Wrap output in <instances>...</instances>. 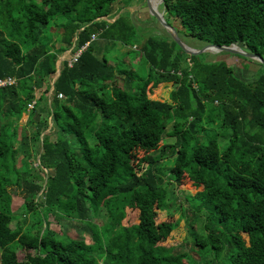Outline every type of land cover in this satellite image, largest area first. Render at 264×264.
<instances>
[{
	"label": "trees",
	"instance_id": "obj_1",
	"mask_svg": "<svg viewBox=\"0 0 264 264\" xmlns=\"http://www.w3.org/2000/svg\"><path fill=\"white\" fill-rule=\"evenodd\" d=\"M118 1L0 0V80H15L0 88V264H187L167 211L183 178L201 189L185 198L199 264H264V67L244 82L167 35L141 37L127 11L114 19ZM163 9L196 42L264 59V0ZM117 44L133 48L143 77L120 67L129 54L116 63ZM84 46L61 62L48 103L57 61ZM161 84L168 97H149ZM50 218L84 223L96 246Z\"/></svg>",
	"mask_w": 264,
	"mask_h": 264
},
{
	"label": "rangeland",
	"instance_id": "obj_2",
	"mask_svg": "<svg viewBox=\"0 0 264 264\" xmlns=\"http://www.w3.org/2000/svg\"><path fill=\"white\" fill-rule=\"evenodd\" d=\"M153 1L157 3L158 10L162 11L163 10V0H153ZM130 3H129V5H130ZM134 3L135 4H141V3H144V0H134ZM123 4H125L124 0L122 3H119V1H118V3L116 2L114 4V7L115 8L122 7ZM141 7H142V8H140L141 10L144 9V11L147 12L145 6H141ZM178 8L181 10H184V5L181 3L178 5ZM147 15H149V14L147 13ZM167 16L168 15L165 14L164 18L168 21L169 25H171L175 29L179 38L187 46L198 50V49H201L204 45H206L203 43L196 42L189 37H186L187 31L185 29H183L177 23V21L174 20L172 17H167ZM110 21L113 22L112 20H110ZM144 21H146V23ZM147 21H149L150 23H147ZM138 22L139 23L141 22V26H140L141 29L138 30V34L141 37L158 38L160 36H164V37H166L165 35L168 36V34L157 24V22L152 17L145 18V19H143V21L139 20ZM142 24H143V26H142ZM100 42H101V40L97 39L94 44L99 45ZM116 48H117L116 52L117 53L119 52L118 56L116 58H114L117 60L116 63L119 64V62L123 58L124 54H129L127 56L128 58H126L124 60L125 64L121 62L120 67L123 69H127V70H133L134 72L137 73V75H139L140 77H143L144 71L142 68L139 69V67H138V62H136V61L139 60V58H135L134 50L126 49L124 46H122L120 44H117ZM239 48L246 51V49L242 48L241 46H239ZM101 52H103L104 54L107 55L110 52L109 47L105 48V46H104L101 49ZM124 56H126V55H124ZM203 56L206 57L207 62H213V61H224V62H226L227 65L230 66L234 70L235 75L244 82L254 81L256 79L259 71L262 70L261 66H263L259 62H256V61L251 60V59H247L243 56H235V55H231V54H227V53L211 52V53H203ZM62 57H63V60L64 59H68V60L71 59V56H69V51L65 52ZM62 57H60V58H62ZM132 58L135 60H133ZM244 58L247 60L244 61L245 60ZM119 78L122 79V77H119ZM119 82H121V81L119 80ZM118 85L121 86V83H118ZM149 86L150 85L146 86L145 93H146V90L149 89ZM168 89H170L168 86L161 84L156 90H153L151 93H149L148 96L152 97V98H156V99H161L162 97L167 98L168 94H169ZM38 96H39V94L37 92L36 97H38ZM47 97H48V93H47ZM47 100H48L47 102L49 103L50 99L47 98ZM43 116L44 115H42V117ZM26 120H27V115H23L19 121V125L23 126L25 124ZM48 122L49 121H47V127L49 128L51 123L50 122L48 123ZM51 140H54V136H51ZM141 155L142 154H139V156H141ZM36 164H37V162H36ZM179 189H180L179 194H178L179 200L177 202V207H173V208L167 210V211H169L168 213H170L172 216L171 219L178 220V223H179L178 227L174 229L175 231H174V236H173L172 240H173L174 244L180 246L179 247L180 250H182L186 253L185 260H186L187 264H199L202 257H200V255L197 251L196 252L192 251L193 246H192V241H191L192 239L190 237L191 230L189 227V225L193 221V218H194L193 215L195 213V210L192 209L190 203L188 201H186L185 198H187L188 195L196 194V192L198 190H201V189L196 188L187 178H183L180 181ZM21 205H22V198L20 196H16V197L14 196L12 199V211H13V214L17 218L20 217V213L22 212ZM178 206H180V207L178 208ZM180 209L183 210V215H182V212L180 213ZM207 211L208 210L205 207V213H207ZM164 217H165L164 219L169 220L166 216H164ZM202 219H203V217L200 219L198 227L200 226ZM204 219H205V217H204ZM204 219H203V221H204ZM50 221L52 222V218H50ZM51 229H53L55 232H62L64 234L68 235L71 239H74L75 242L78 244L85 243V244L92 245L93 247L96 246V243L94 241V237H93L91 231L89 230L87 225H85L84 223H75L72 221H61L59 223L52 222L51 223ZM196 233H197V231H196ZM17 255H18L19 260H22L24 258L23 252H18ZM206 258L209 259V257H206Z\"/></svg>",
	"mask_w": 264,
	"mask_h": 264
},
{
	"label": "water",
	"instance_id": "obj_3",
	"mask_svg": "<svg viewBox=\"0 0 264 264\" xmlns=\"http://www.w3.org/2000/svg\"><path fill=\"white\" fill-rule=\"evenodd\" d=\"M143 4L146 7V10H147V13L149 14V16L152 17L157 22V24L168 34L170 39L178 46V48H180V50L185 55L197 56V55H201L203 53H211V52L227 53V54H231V55H235V56H243L247 59H251V60H254L256 62H259L260 64H262L264 66V59H262L261 57L255 55L253 53H250L247 50L245 51V50L239 48V46H237L236 44H232L230 46H217V45H213V44H206L201 49H198V50L187 46L179 38L175 29L166 22V20L164 18V9L162 11H159L157 3L154 2L153 0H144ZM62 61H63V57L59 58V60L57 61L56 74H55L54 79L51 82V85H50V88L48 91V98L49 99L52 95L53 83H54L55 79L57 78V76L59 75L60 64ZM37 161H39V159H37Z\"/></svg>",
	"mask_w": 264,
	"mask_h": 264
},
{
	"label": "crops",
	"instance_id": "obj_4",
	"mask_svg": "<svg viewBox=\"0 0 264 264\" xmlns=\"http://www.w3.org/2000/svg\"><path fill=\"white\" fill-rule=\"evenodd\" d=\"M123 2V0H120L119 1V3H122ZM124 2H125V4H123V6L122 7H117V8H113L114 10H113V13H114V15H115V17H114V19L115 18H117L122 12H125V11H127L129 14H130V16H131V20H132V22L134 23V26H135V28L137 29V31L139 30V29H141V22L139 23L138 21L140 20V21H143V19H145V18H148L149 17V15H147V12H145L144 11V9H140V8H142L141 6H144V4L143 3H141V4H135L134 3V0H124ZM131 2V3H130ZM118 3V2H117ZM129 3H130V5H129ZM139 3V2H138ZM125 5V6H124ZM138 11V12H137ZM135 14V15H134ZM113 19V20H114ZM139 19V20H138ZM112 20V21H113ZM111 22V21H110ZM145 23H146V21H144ZM147 23H150L149 21H147ZM142 26H143V24H142ZM101 45L103 46H105V48L106 47H109V48H112V45L111 44H106V43H101ZM114 48V47H113ZM133 49V48H132ZM63 56V55H62ZM118 56V54L117 53H115V55H113V57L114 58H116Z\"/></svg>",
	"mask_w": 264,
	"mask_h": 264
},
{
	"label": "built area",
	"instance_id": "obj_5",
	"mask_svg": "<svg viewBox=\"0 0 264 264\" xmlns=\"http://www.w3.org/2000/svg\"><path fill=\"white\" fill-rule=\"evenodd\" d=\"M91 39L93 40V39H94V36H91ZM84 48H85V46L82 47L80 50H78L77 52H75V53L73 54V56L71 57V59L68 61V66H69V67L72 66V64H73L74 62L77 61V59H78V57H79V55H80V52H81ZM13 84H15V80L12 79V78H9V77L0 80V88H1V87H6V86H11V85H13ZM61 97H62L61 95L58 96V98H61ZM32 105H33V103L30 104V105H28V109L32 108Z\"/></svg>",
	"mask_w": 264,
	"mask_h": 264
},
{
	"label": "bare ground",
	"instance_id": "obj_6",
	"mask_svg": "<svg viewBox=\"0 0 264 264\" xmlns=\"http://www.w3.org/2000/svg\"><path fill=\"white\" fill-rule=\"evenodd\" d=\"M214 53H219V52H214Z\"/></svg>",
	"mask_w": 264,
	"mask_h": 264
}]
</instances>
